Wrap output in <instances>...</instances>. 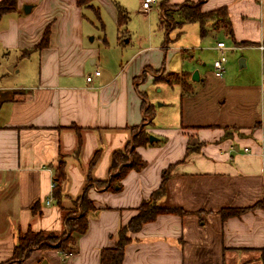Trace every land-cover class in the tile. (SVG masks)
<instances>
[{"label":"crops","instance_id":"obj_1","mask_svg":"<svg viewBox=\"0 0 264 264\" xmlns=\"http://www.w3.org/2000/svg\"><path fill=\"white\" fill-rule=\"evenodd\" d=\"M223 6L228 34L209 22L205 32L199 22L171 25L165 46L149 41L116 67L86 42L77 0H17L16 10L0 18V51L16 81L0 86V264H101L102 250L116 244L166 169L160 203L187 212L161 213L130 233L123 264H264V0H205L202 10ZM46 29L48 42L38 48ZM169 30L177 31L171 48ZM218 41L226 52L243 51L245 66L254 63L253 78L217 77L205 67L212 54H221ZM162 47L172 50L170 59ZM150 68L181 75L189 91L148 71L142 75ZM161 82L173 89L161 103L174 105L172 113L154 107L146 116L144 101L154 103L151 85ZM174 113L175 120L163 121ZM142 125L156 137L137 148L144 167L130 169L120 188L97 186L110 181L113 153ZM61 160L66 177L58 198ZM85 193L93 208L83 233L66 248L37 246L14 258L20 234L63 231L69 205ZM229 207L242 211L223 218ZM64 250L71 254L64 257Z\"/></svg>","mask_w":264,"mask_h":264},{"label":"rangeland","instance_id":"obj_2","mask_svg":"<svg viewBox=\"0 0 264 264\" xmlns=\"http://www.w3.org/2000/svg\"><path fill=\"white\" fill-rule=\"evenodd\" d=\"M92 4L94 5L95 8L98 9V13L96 9L93 7L90 8L88 6H83V10H84L83 19L87 29L85 40L94 48H98L100 50V55L102 60L109 63L111 67H116L121 63H124L133 53L137 52L139 49L145 46L146 43L149 44V41L153 42L154 40L155 45L156 44H159L160 46L166 45L165 43L166 28L165 26L161 28L162 9L159 3L154 4L152 9L148 12H144V9L142 8V0H93ZM117 6H121L126 11H128V15L130 16L127 24L128 32L123 33L121 38H119L118 25H117V13H118ZM167 6L171 11H176L178 9V7L170 3H167ZM175 16L176 18H172L170 22L168 21V23H166V25L171 26L174 23H176L178 16L177 15ZM208 22H209L208 27L217 26L218 28H222L225 31V33L228 34L229 26L227 25V23L223 18L216 17L212 20L210 19L206 22V24ZM169 32L171 31L169 30ZM176 32H177L176 30H173L170 33V38L172 40L171 42H169L172 44L168 45L170 46V48L174 43ZM149 35L151 36L150 40H149ZM215 35L216 37L219 36V34L217 35V33ZM222 37L225 36H223L222 34ZM208 38L212 40L213 37L210 36ZM226 40L228 43H230V41L227 38ZM166 51L168 52L167 53L168 59H170L172 57V50H168L162 47L163 55ZM239 52H240L239 55H238V50H229L225 52V55L227 57L225 75L229 76L230 78H235L237 76H240L241 74L243 75V77L251 79L253 78V75L255 74L256 71L255 67L252 66L254 63H250V65H247V67L246 66L240 67V58L241 56L244 55H241L242 54L241 52L243 51H239ZM11 53L13 58H16V56L19 55V53L16 52L15 50H12ZM220 55L217 56L212 54L211 57L206 59L205 67L212 66L214 60L218 58ZM174 57L176 58V56ZM33 61H34L33 63L36 65L35 58ZM100 67L102 69L104 68V66H100ZM147 71L150 72L149 74L154 75L157 80L162 78L163 80H168L174 84L176 83L179 84L182 83L183 81V77L181 75L175 73H166V72L163 73L161 68L147 69L143 72L142 75L146 76ZM11 73L12 72L10 71L9 65L7 66V57H5L3 55V52L0 51V86L2 85L1 83H5V81L16 82L11 78L12 76L10 75H14ZM1 78H4V82L1 81ZM140 78L141 77L137 79L139 80ZM158 85L159 86L151 85L149 96L153 100L154 102L153 105L156 109L163 108L162 111H166L168 112V114H170L172 113V107L174 105L167 104L164 107L162 106L161 103H163L166 99L171 98L173 89L166 82L158 83ZM160 85H163V88L161 90H159L161 88ZM152 112L151 115L153 114ZM175 116L176 114L174 113L170 117L164 118L163 121H168V122L173 121L175 120L174 118ZM154 123H157V120H155ZM138 131H139L138 129L134 130V132H138ZM68 208L69 211H66V214H69L71 217H77L78 213L84 210V205L82 204V198L74 200L73 203H71ZM73 213H77V214H74V216H72L71 214ZM69 236H71L70 239L72 241V239H74V235L71 234L70 227L66 224L65 229L61 232L54 233L48 243L50 246L57 247V245H61L62 246L60 247L61 249L66 248L67 246L64 245L70 242L67 239Z\"/></svg>","mask_w":264,"mask_h":264},{"label":"trees","instance_id":"obj_3","mask_svg":"<svg viewBox=\"0 0 264 264\" xmlns=\"http://www.w3.org/2000/svg\"><path fill=\"white\" fill-rule=\"evenodd\" d=\"M80 6H88L94 7L92 4L93 0H77ZM205 0H198L196 3L194 2H185L182 4L174 5L178 7L176 11H171L167 6V1H162L161 9L162 20L161 26L169 27L170 25H166L168 21L170 22L172 18H176L175 15L178 16L176 23L173 25H178L185 21L189 22H199L202 24L203 32H205V24L208 20L214 19L216 17L223 18L227 25L230 23L228 19V9L227 7H219L217 9L211 11H203L202 4ZM118 7L117 13V25L119 38L122 37L123 33H127V24L129 21L128 11H126L121 6ZM17 8V0H1L0 1V18L7 12L16 10ZM97 13L98 9L95 8ZM173 12V13H172ZM171 16V18H170ZM231 31L230 24L228 25ZM168 29V28H167ZM231 33V32H230ZM49 29H46L44 32V36L42 40L37 45L38 48L46 45L48 42ZM129 41V40H127ZM177 74V73H175ZM182 85L184 91H189V84L183 80ZM143 109L146 116H152L151 112L154 111L153 104L147 105L144 101ZM154 113V112H152ZM138 132H134L132 141L128 143V145L121 150H117L113 153L112 156V164H111V179L110 181H99L96 185L99 187H107L111 189H115L117 186L119 188L122 186L121 179L127 174L130 169H141L144 167L146 162L142 159L140 154L137 152V148L142 145L150 144V133L145 126L142 125ZM97 155H95L92 159V164L95 161ZM64 161H60V166L57 169L55 180L58 184V189L55 192L56 197H61L60 188L61 183L66 177V173L64 170ZM115 172V173H114ZM170 175V170L166 169L162 175V182L160 187L152 193V195L142 201L140 206L138 207L137 213L131 218L127 225L123 226L119 230V237L116 244L112 247H106L102 250L101 253V264H123L125 247L127 243L130 241V233L139 231L141 227L149 222L154 220L161 213H176L179 215L186 214V210L178 206H168L160 203L161 198L166 194V183ZM60 195V196H59ZM82 204L84 205V210L80 212L77 217H71L66 219V224L70 227L71 234H81L87 229L88 219L87 213L90 209L93 208L92 201L88 198L86 193L83 196ZM242 209L238 208H224L221 210V214L223 218H226L230 215L239 214ZM72 219V220H71ZM53 232H45V231H34L32 229H28L25 233L19 235V241L15 248L14 258L23 259L29 256L31 250L37 246H50L49 240L53 236ZM71 236L67 239L71 241ZM66 243L64 246H68L70 243ZM57 247H62L61 245H57Z\"/></svg>","mask_w":264,"mask_h":264},{"label":"built area","instance_id":"obj_4","mask_svg":"<svg viewBox=\"0 0 264 264\" xmlns=\"http://www.w3.org/2000/svg\"><path fill=\"white\" fill-rule=\"evenodd\" d=\"M160 0H142V8L144 9V11H150L153 7L154 4L159 3ZM217 47L221 50V54L218 58H216L213 62V70H214V74L217 77H222L225 72H226V62H227V57L225 55V49H226V45L224 41H218L217 43ZM263 48V46H262ZM95 75H99L100 71L97 70L94 73ZM93 78V75H88L87 76V80L91 81ZM53 186H56V182H53ZM49 202V201H48ZM71 254V251H63V256L64 257H68Z\"/></svg>","mask_w":264,"mask_h":264},{"label":"water","instance_id":"obj_5","mask_svg":"<svg viewBox=\"0 0 264 264\" xmlns=\"http://www.w3.org/2000/svg\"><path fill=\"white\" fill-rule=\"evenodd\" d=\"M25 11L28 12L30 11V6H25ZM245 66V59L241 58L240 59V67H244ZM192 79L193 80H198L199 79V71L195 70L193 75H192ZM156 137L154 135H150V141H153Z\"/></svg>","mask_w":264,"mask_h":264}]
</instances>
